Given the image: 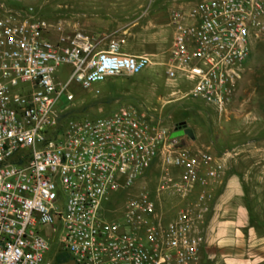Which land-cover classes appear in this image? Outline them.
<instances>
[{
  "label": "built area",
  "instance_id": "1",
  "mask_svg": "<svg viewBox=\"0 0 264 264\" xmlns=\"http://www.w3.org/2000/svg\"><path fill=\"white\" fill-rule=\"evenodd\" d=\"M169 22L168 81L184 80L189 98L229 117L264 0H200L173 9ZM151 65V55L123 53L118 40L90 34L80 19L51 22L32 6L0 0V264H43L46 231L58 225V254L73 264H200L207 190L227 154L189 148L133 106L67 118L62 109L75 100L74 84L88 90ZM63 66L68 78L59 75ZM155 167V190L133 192ZM245 264H264V256Z\"/></svg>",
  "mask_w": 264,
  "mask_h": 264
},
{
  "label": "rangeland",
  "instance_id": "2",
  "mask_svg": "<svg viewBox=\"0 0 264 264\" xmlns=\"http://www.w3.org/2000/svg\"><path fill=\"white\" fill-rule=\"evenodd\" d=\"M104 1L6 0L7 4L12 7L32 6L40 16L51 22L72 23L80 19L90 34L95 36L112 34L114 39H119L122 52L126 54L138 50L139 44L151 46L150 41L154 34L160 32V29H165L164 27L169 24L170 13L173 9L180 5H193L200 0H129L132 3L131 6L145 5L138 8L136 12L131 11L127 19L129 23L119 25L125 26L126 29L129 28V34L123 31L113 32L115 24L110 23L109 17L105 16L108 11L112 12L109 5L113 3ZM137 12L139 14L144 12L145 17L138 21ZM90 13H93L94 17ZM98 13L99 16H96ZM90 18H93V22L86 23ZM98 20H105V22L98 23ZM137 21L138 24H136ZM152 21L158 25L154 26ZM97 28H102L103 33H106L98 34ZM170 46L164 45L161 50H157L156 54L151 55L153 65L138 75L114 77L97 83L88 90L74 84L69 91L75 95V100L71 103H64L62 109L65 112L72 111L69 117H75L98 116L114 111L123 105L133 106L146 120L155 121L170 131H173L178 123L186 122L197 137L196 146L199 149H202V146L212 148L222 144L240 146L251 142L257 148L255 157L260 168L257 173L253 174L251 183L247 185L246 193L251 214L250 226L254 234L250 236L249 232H244L243 236L247 241L229 253L227 260L217 255L213 259H205L202 264H236L238 259L264 256V246L257 248L250 240L254 239L255 234L264 239V180H262L264 179V24L262 30L258 31V35L253 37L251 54L245 63L246 69L243 76L232 88L230 114L227 118L219 117L217 112L201 99L189 98L187 93L191 87L186 82L177 85L167 80L164 63L168 58ZM70 74V66H63L59 70V75L64 78H68ZM96 89L101 90V94H96ZM172 93L177 94L175 97L182 98L164 103L165 99H170ZM189 111L199 112L202 116L197 114L189 118ZM223 129H228V134H224ZM231 131L238 132L231 134ZM185 139L190 138L185 136ZM196 146L189 144V148L193 150L198 148ZM157 177L158 172L155 167L145 175L133 192L136 193L144 186L154 191ZM133 192L130 193L133 194ZM177 202V200L174 201L175 204ZM166 205L169 207L168 204ZM60 229L58 225L56 232H53V229L46 231L51 250L45 255L43 264H48L53 260L56 264H73L68 253L58 254ZM204 230L206 236L207 224Z\"/></svg>",
  "mask_w": 264,
  "mask_h": 264
},
{
  "label": "crops",
  "instance_id": "3",
  "mask_svg": "<svg viewBox=\"0 0 264 264\" xmlns=\"http://www.w3.org/2000/svg\"><path fill=\"white\" fill-rule=\"evenodd\" d=\"M104 2L113 3L109 5V7L112 9V12L108 11V14L105 16L109 17L110 23L115 24V30H113L114 33L123 31L129 34V28L126 29L125 26L119 25L129 23L127 19L129 18L131 11L136 12L138 8L145 6L144 4L131 6L132 3L129 0H109ZM137 13L138 21L140 18L145 17L144 12H141V14H139V12ZM90 15L94 17L93 13H90ZM96 16H99V13ZM92 19L93 18H90V20L86 21V23L89 24L93 22ZM138 21L136 24L139 23ZM104 22L105 20H98V23ZM148 23H150V21ZM151 23H153L154 26L158 25L154 21ZM164 28L165 29H160V32H156L154 34L153 39L150 41L152 42L151 46L139 44V47L137 46L138 50L131 51L130 55H154L157 53V50H161L164 45L170 46L172 43L174 30L170 26V22L167 24V27ZM97 29L99 30V32H97L98 30L96 31L98 34L106 33H103L104 30H102V28ZM107 35L114 39L112 34ZM123 41H125V39H123ZM181 82L185 81L179 80L177 85ZM189 86L192 88L190 84ZM197 114H199L200 117L202 116V114L199 112L194 113L189 111V118L196 116ZM223 132H225L224 134H228V129H223ZM232 132L238 131H231V134H233ZM196 139L197 137L195 135L194 140H186L185 137H183L181 140L186 146H189L190 143L192 146H196ZM199 142L202 143L201 140H199ZM202 147V149H210L212 152L218 155L226 153L227 157L225 158V169L222 176L207 190V192L211 194V213L207 221V242L200 254V264H202L205 259H213L217 255L227 260V257L230 256L229 253L234 251L235 248L240 247L241 243L247 241L243 236L244 232H249L250 236H253L254 233L251 231L252 228L250 226L251 214L248 208L249 203L247 202L246 193L247 185L251 183L253 174L260 170L259 166L257 165L258 160H256L257 158L255 157L257 148L256 146L252 145L251 142H247L240 146H229L227 144H222L219 147L216 145L214 148L211 146ZM197 149H199V147ZM202 191H204V189L201 187L197 189V192L199 193ZM250 240L251 242L255 243L257 248L264 246V239L258 237L256 234L254 239L251 238ZM248 260L249 259H238V263L236 264H245Z\"/></svg>",
  "mask_w": 264,
  "mask_h": 264
},
{
  "label": "water",
  "instance_id": "4",
  "mask_svg": "<svg viewBox=\"0 0 264 264\" xmlns=\"http://www.w3.org/2000/svg\"><path fill=\"white\" fill-rule=\"evenodd\" d=\"M189 137L190 139H195V134L193 129L187 127L186 122H180L176 125L174 130L172 131L171 137L172 138H180V137Z\"/></svg>",
  "mask_w": 264,
  "mask_h": 264
},
{
  "label": "trees",
  "instance_id": "5",
  "mask_svg": "<svg viewBox=\"0 0 264 264\" xmlns=\"http://www.w3.org/2000/svg\"><path fill=\"white\" fill-rule=\"evenodd\" d=\"M72 111H69V112H66L65 114H64V117L65 118H67V117H69V115L71 116L72 114ZM210 216V215H209ZM209 216H208V218H209ZM207 221H208V219H207Z\"/></svg>",
  "mask_w": 264,
  "mask_h": 264
},
{
  "label": "flooded vegetation",
  "instance_id": "6",
  "mask_svg": "<svg viewBox=\"0 0 264 264\" xmlns=\"http://www.w3.org/2000/svg\"><path fill=\"white\" fill-rule=\"evenodd\" d=\"M187 127H188V125H187Z\"/></svg>",
  "mask_w": 264,
  "mask_h": 264
}]
</instances>
